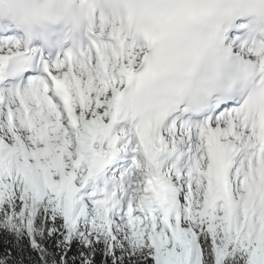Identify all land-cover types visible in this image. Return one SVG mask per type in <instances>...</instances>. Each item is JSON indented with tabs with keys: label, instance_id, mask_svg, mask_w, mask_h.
I'll use <instances>...</instances> for the list:
<instances>
[{
	"label": "snow or ice",
	"instance_id": "snow-or-ice-1",
	"mask_svg": "<svg viewBox=\"0 0 264 264\" xmlns=\"http://www.w3.org/2000/svg\"><path fill=\"white\" fill-rule=\"evenodd\" d=\"M0 264H264V0H0Z\"/></svg>",
	"mask_w": 264,
	"mask_h": 264
}]
</instances>
